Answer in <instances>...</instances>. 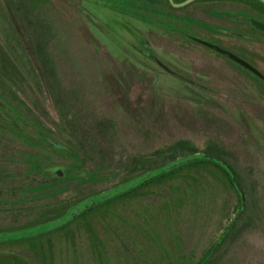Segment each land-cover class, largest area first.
Masks as SVG:
<instances>
[{"label":"flooded vegetation","instance_id":"1","mask_svg":"<svg viewBox=\"0 0 264 264\" xmlns=\"http://www.w3.org/2000/svg\"><path fill=\"white\" fill-rule=\"evenodd\" d=\"M139 6L150 9L151 18L158 24H144L140 8L130 13L137 14L141 28L146 25V29L133 48L137 67L132 64L134 70L128 74L143 77L146 72L161 73L186 86L227 96L225 91L204 82L207 72L192 69L182 60L181 51L172 49L166 54L155 45L149 38L150 27L170 37V42L200 47L232 64L255 82L264 96V0H146ZM13 28L19 33L17 26ZM0 46L12 67L9 72H0L5 88L0 86V136L12 145L0 157L18 160L17 168L12 162L14 167L0 171V208L4 209L0 218H10L16 225L18 220L40 216L47 206L63 213L85 197L198 153H210L229 167L209 157L191 158L87 205L62 226L60 236H64L65 248L56 255L49 253L50 263L219 264L226 254L235 251L238 223L246 209L245 188L219 146L207 144L194 154L179 155L171 143L145 150L144 144L153 143L137 135L125 137L123 147L113 151V155L104 153L98 149L95 136L81 137L85 127L78 121H65L59 115L48 117L42 85L34 82H39L41 76L27 50L30 63L25 60V64L32 67L35 78L25 68L20 67L19 72V61L14 52L7 50L1 36ZM170 55L176 61L170 60ZM3 64L0 55V66ZM38 66L47 80L40 62ZM109 66V74L122 83L119 71L113 64ZM5 90L13 100L9 93L4 94ZM130 90L126 87L124 92ZM242 100L245 108L264 111V107L251 104L247 98ZM38 102L44 109L37 108ZM215 107L223 109L219 104ZM153 108L135 104L137 114H133L148 118ZM56 111L59 112L57 107ZM130 123L139 128L143 120L127 121L125 126ZM148 123L156 124L151 120ZM95 124L93 129L99 134L110 128L103 122ZM119 154L123 155L115 158L117 163H107L108 156ZM6 192L8 197L2 195Z\"/></svg>","mask_w":264,"mask_h":264},{"label":"rangeland","instance_id":"2","mask_svg":"<svg viewBox=\"0 0 264 264\" xmlns=\"http://www.w3.org/2000/svg\"><path fill=\"white\" fill-rule=\"evenodd\" d=\"M145 1L0 0V36L7 50L14 52L19 69L25 68L35 78L32 67L25 64V60L30 63L27 50L41 76L39 82H34L42 85L48 117L59 115L64 116L65 121H78L85 127L81 137L95 136L100 151L113 155V151L123 147L125 137L137 135L144 137L145 142L153 143L144 144L145 150L171 143L174 153L179 155L194 154L207 144L219 146L221 155L229 161L244 185L246 201V209L238 223V245L219 264H264V111L242 105V99L247 98L251 104L264 107L260 87L216 55L197 46L170 42V37L150 27L149 38L155 45L166 54L172 49L181 51L182 60L192 69L207 72L208 79L204 82L225 91L227 96L186 86L161 73L146 72L143 77L128 74L137 64L133 59V48L146 29V25L141 28V18L130 13ZM139 12L147 22L144 24H158L151 18L153 12L150 9L141 7ZM12 24L17 26L19 33ZM0 55L4 63L0 72H9L12 67L1 46ZM168 57L176 61L174 55ZM108 64L115 66L125 84L109 74L111 67ZM0 86L5 89L1 78ZM126 87L131 89L130 93L124 92ZM8 93L5 90L4 94ZM9 98L13 100L10 93ZM135 104L154 108L149 110L148 118L145 115L136 118ZM217 104L223 109L218 110ZM35 105L44 109L40 102ZM136 119L143 120L139 128L132 123L125 126V122ZM150 120L156 124L148 123ZM97 122L110 127L105 134L94 131ZM9 147L12 145L0 136V153H6ZM122 155L108 156L107 163L114 165L117 163L115 158ZM12 162L18 163L17 158L14 162L1 156L0 171L14 167ZM223 178L227 184L224 174ZM2 195L8 197L9 192ZM3 210L0 208V213ZM58 214L60 209L47 206L40 216L24 222V219L18 220L16 225L8 220L10 218L2 217L0 233L13 225L19 230L36 227ZM68 221L22 237L0 239V264H53L50 263L51 255L65 248L64 236L60 235L62 226Z\"/></svg>","mask_w":264,"mask_h":264},{"label":"water","instance_id":"3","mask_svg":"<svg viewBox=\"0 0 264 264\" xmlns=\"http://www.w3.org/2000/svg\"><path fill=\"white\" fill-rule=\"evenodd\" d=\"M19 30V29H18ZM20 32V30H19ZM225 53L231 55L232 57H235L237 58L235 55H233L231 52L229 51H225L223 50ZM41 74V73H40ZM197 157H209V158H213L217 161H219L220 163H222L227 169H229L228 165L218 159L217 157H215L214 155L210 154V153H198V154H194V155H191V156H187V157H184V158H181V159H178V160H175V161H172L166 165H163L162 167L158 168V169H155V170H152V171H149V172H146L132 180H129L121 185H117L115 187H112L111 189L107 190V191H104V192H101L99 194H95V195H91V196H88L86 198H84L83 200L79 201L78 203H76L75 205H73L66 213H64L63 215H61L60 217L54 219L53 221L51 222H47L45 224H42V225H39V226H36V227H32V228H28V229H23V230H19V229H15V230H11L9 232H5V233H0V239H9V238H14V237H22V236H25V235H28V234H31V233H36L38 231H42V230H45L47 228H50V227H53V226H56L58 224H61L63 222H65L66 220L70 219L71 217H73L75 214H77L78 211H80L81 209L85 208L87 205L99 200V199H102L110 194H113V193H116L124 188H126L127 186L129 185H132L136 182H139L141 181L142 179H144L145 177L149 176V175H152L154 173H157L169 166H172V165H176L182 161H185V160H188V159H191V158H197ZM231 173V176H232V179L233 181L235 182V184L237 186H239L237 180H236V177L234 175V173L232 171H230ZM242 194V193H241ZM244 203V200L242 198V205Z\"/></svg>","mask_w":264,"mask_h":264},{"label":"trees","instance_id":"4","mask_svg":"<svg viewBox=\"0 0 264 264\" xmlns=\"http://www.w3.org/2000/svg\"><path fill=\"white\" fill-rule=\"evenodd\" d=\"M85 198H86V197H85ZM83 199H84V198H83ZM83 199H82V200H83ZM80 201H81V200H80ZM78 202H79V201H78ZM78 202H77V203H78ZM68 210H69V209H68ZM68 210H67V211H68ZM67 211H64L63 213L58 214L55 218H51L48 222H51V221H53L54 219L60 217L61 215H63V214L66 213ZM45 223H47V222H45ZM45 223H44V224H45ZM15 229H18V228H16L15 225H13L11 228H8L7 230L2 231V233L9 232V231H11V230H15Z\"/></svg>","mask_w":264,"mask_h":264}]
</instances>
